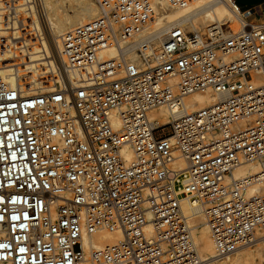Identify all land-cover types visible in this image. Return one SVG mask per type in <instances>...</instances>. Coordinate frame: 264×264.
I'll return each mask as SVG.
<instances>
[{"label": "built area", "instance_id": "1", "mask_svg": "<svg viewBox=\"0 0 264 264\" xmlns=\"http://www.w3.org/2000/svg\"><path fill=\"white\" fill-rule=\"evenodd\" d=\"M218 1L239 30L175 27L156 48L149 0H96L99 16L51 58L43 0H0V264H203L187 199L203 208L215 260L264 239V24ZM108 49L117 56L104 60ZM207 91L227 97L189 112L185 99ZM162 107L180 111L163 126L150 118ZM99 231L122 238L86 254L84 233Z\"/></svg>", "mask_w": 264, "mask_h": 264}, {"label": "bare ground", "instance_id": "2", "mask_svg": "<svg viewBox=\"0 0 264 264\" xmlns=\"http://www.w3.org/2000/svg\"><path fill=\"white\" fill-rule=\"evenodd\" d=\"M157 13L155 25L149 37L153 45L158 48L166 39L168 31L179 27L186 32L200 33L214 24L227 25L237 29L238 15L226 5L218 0H204L185 9L172 7L167 0H149ZM44 6V29L40 30L44 35V50L48 56L53 58V54L58 55L61 50V37L68 31L87 24L96 19L100 10L96 0H43ZM226 7V8H225ZM228 10V11H227ZM230 12V16H228ZM244 17L246 14L243 15ZM205 27V29H204ZM204 29L203 31H201ZM151 34V35H150ZM145 33L141 38H145ZM125 53L128 61L140 65L141 60L137 53L136 45H126ZM104 60L112 59L117 56L115 49H108L100 54ZM13 85L14 80H10ZM227 97V94H213L210 91L196 93L185 99V106L189 112H196L213 106L217 101ZM180 112L177 107L173 110L162 107L150 113V118L159 125H168L172 122L173 114ZM119 126V121H116ZM122 157L127 163L133 161L134 154L130 147L122 149ZM175 166L181 170L187 169V164L181 158L177 159ZM258 166L248 165L235 171L236 176L242 177L246 174H255ZM257 188H250L247 191L248 196L258 193ZM186 213L191 216V225L193 228V239L198 247L199 254L204 263L214 260L216 247L211 235V231L206 223L202 206L190 201H184ZM122 238L121 234L99 231L92 235L84 233L82 245L86 254L104 246L114 244ZM261 252L264 254V243L257 247L255 251H245L236 253V257L222 264H247ZM235 255V254H234ZM232 257V256H231ZM211 258V259H210ZM227 260L230 259L226 258Z\"/></svg>", "mask_w": 264, "mask_h": 264}, {"label": "rangeland", "instance_id": "3", "mask_svg": "<svg viewBox=\"0 0 264 264\" xmlns=\"http://www.w3.org/2000/svg\"><path fill=\"white\" fill-rule=\"evenodd\" d=\"M226 8V7H225ZM228 11V10H227ZM231 14H230V12H229V14H228V16L229 17H231L230 16ZM255 22L256 23H260V24H264V16H263V18H260V17H257L256 18V20H255ZM212 24H214V23H212ZM230 24H227L226 25V27L227 26H229ZM237 29H235L234 28V30H239V24L237 23ZM231 26V25H230ZM204 29H205V27H204ZM204 29H202L201 31H203ZM233 29V28H232ZM189 32V31H188ZM171 134V132L169 131V130H167L166 132H164L163 133V135L164 136H168V135H170ZM263 243H264V239H262L259 243H257L256 245H254V246H252V247H249V248H245V249H242V250H240L239 252H237V253H240V252H245V251H255L256 249H257V247H260L261 245H263ZM234 257H236V254L235 255H233L232 257H230V259H221V260H211L210 262H207V263H205V264H222V263H225L226 261H230L231 259H233ZM211 259V258H210ZM247 264H264V254H263V252H261V254L260 255H257L254 259H252V260H250Z\"/></svg>", "mask_w": 264, "mask_h": 264}, {"label": "crops", "instance_id": "4", "mask_svg": "<svg viewBox=\"0 0 264 264\" xmlns=\"http://www.w3.org/2000/svg\"><path fill=\"white\" fill-rule=\"evenodd\" d=\"M244 12H249L252 21L257 17L263 18L264 16V0H236Z\"/></svg>", "mask_w": 264, "mask_h": 264}]
</instances>
